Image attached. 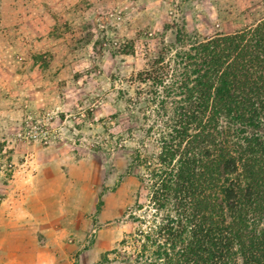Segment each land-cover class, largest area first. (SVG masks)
Instances as JSON below:
<instances>
[{
	"label": "rangeland",
	"instance_id": "rangeland-1",
	"mask_svg": "<svg viewBox=\"0 0 264 264\" xmlns=\"http://www.w3.org/2000/svg\"><path fill=\"white\" fill-rule=\"evenodd\" d=\"M263 18L264 0H0V264H136L164 214L135 77Z\"/></svg>",
	"mask_w": 264,
	"mask_h": 264
},
{
	"label": "trees",
	"instance_id": "trees-1",
	"mask_svg": "<svg viewBox=\"0 0 264 264\" xmlns=\"http://www.w3.org/2000/svg\"><path fill=\"white\" fill-rule=\"evenodd\" d=\"M135 80L130 111L158 135L151 199L164 214L136 264H264V18L159 54Z\"/></svg>",
	"mask_w": 264,
	"mask_h": 264
},
{
	"label": "crops",
	"instance_id": "crops-1",
	"mask_svg": "<svg viewBox=\"0 0 264 264\" xmlns=\"http://www.w3.org/2000/svg\"><path fill=\"white\" fill-rule=\"evenodd\" d=\"M42 254L39 251L35 256H34V261L31 264H40L42 262Z\"/></svg>",
	"mask_w": 264,
	"mask_h": 264
}]
</instances>
